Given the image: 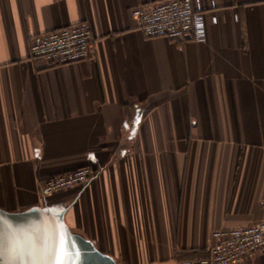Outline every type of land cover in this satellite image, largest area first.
I'll use <instances>...</instances> for the list:
<instances>
[{
    "label": "crops",
    "instance_id": "crops-1",
    "mask_svg": "<svg viewBox=\"0 0 264 264\" xmlns=\"http://www.w3.org/2000/svg\"><path fill=\"white\" fill-rule=\"evenodd\" d=\"M152 1L0 0V217L54 260L62 236L73 259L87 242L97 262L178 264L264 222V0H196L208 35L188 43L137 28ZM85 20L91 58L32 57L39 35ZM82 167L88 183L42 195Z\"/></svg>",
    "mask_w": 264,
    "mask_h": 264
},
{
    "label": "built area",
    "instance_id": "built-area-1",
    "mask_svg": "<svg viewBox=\"0 0 264 264\" xmlns=\"http://www.w3.org/2000/svg\"><path fill=\"white\" fill-rule=\"evenodd\" d=\"M132 17L137 28L148 38L164 37L188 43L207 40V14L196 0H158L135 7ZM211 21L216 19L211 17ZM96 36L91 21L85 20L39 35L31 44L34 59H44L52 66L77 63L93 56ZM95 174L90 167L58 175L43 186L44 197L82 186ZM217 239L209 248V256L181 260L178 264H243L264 252V222L238 226L213 233Z\"/></svg>",
    "mask_w": 264,
    "mask_h": 264
},
{
    "label": "snow or ice",
    "instance_id": "snow-or-ice-1",
    "mask_svg": "<svg viewBox=\"0 0 264 264\" xmlns=\"http://www.w3.org/2000/svg\"><path fill=\"white\" fill-rule=\"evenodd\" d=\"M64 236L67 235L66 229H61ZM26 242L33 244L32 237L26 234ZM24 242L20 240V235L15 230L9 229L3 217H0V264H73V252L66 250L62 236H58L54 255L55 260L37 259L36 253L40 252L43 256L48 252V246L45 244L42 249L37 250L33 245L28 249L29 259H25L21 254L17 262L16 254L18 250L22 253Z\"/></svg>",
    "mask_w": 264,
    "mask_h": 264
},
{
    "label": "water",
    "instance_id": "water-1",
    "mask_svg": "<svg viewBox=\"0 0 264 264\" xmlns=\"http://www.w3.org/2000/svg\"><path fill=\"white\" fill-rule=\"evenodd\" d=\"M5 220V223L6 225L9 227V229L11 230H15L16 232L19 233L20 235V240L22 242H24V248H23V252L21 253L19 250L16 254V258H17V262H19V258L21 256V254L23 255V257L25 259H29V253H28V249L30 247H32L33 245L35 246V248L37 250H39L40 248L35 244L33 243L32 245L28 244L26 242V232L24 230V228L20 225V224H16V223H11L9 222L8 220ZM33 241V240H32ZM34 242V241H33ZM90 248V244L86 242V244H82L80 245L78 248H77V251H76V256L74 257L73 259V264H114L113 261H111V259L107 258V257H104V259L101 261V262H97L94 258V256H89L88 258V250ZM36 258L37 259H46V260H54V257H53V253L50 252V254H45L43 255V258L42 256L40 255V252L37 251L36 253Z\"/></svg>",
    "mask_w": 264,
    "mask_h": 264
},
{
    "label": "bare ground",
    "instance_id": "bare-ground-1",
    "mask_svg": "<svg viewBox=\"0 0 264 264\" xmlns=\"http://www.w3.org/2000/svg\"><path fill=\"white\" fill-rule=\"evenodd\" d=\"M42 258H43V256H42Z\"/></svg>",
    "mask_w": 264,
    "mask_h": 264
}]
</instances>
